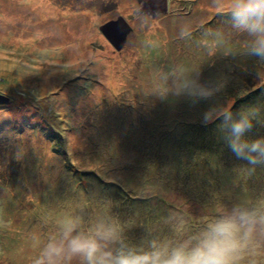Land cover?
<instances>
[{"label": "rangeland", "instance_id": "1", "mask_svg": "<svg viewBox=\"0 0 264 264\" xmlns=\"http://www.w3.org/2000/svg\"><path fill=\"white\" fill-rule=\"evenodd\" d=\"M140 6L0 0V94L9 99L0 103V264H31L68 216L82 217L85 231L116 220L133 242L174 244L234 204H264V165L252 171L236 157L217 129L222 117L203 122L210 104L234 119L240 108L264 109L238 85L254 63L240 55L244 37L212 0H169L154 18L136 14ZM120 15L133 31L117 50L100 26ZM185 78L222 88L196 104L158 98ZM258 130L264 111L246 135L264 137ZM242 264H264V241Z\"/></svg>", "mask_w": 264, "mask_h": 264}, {"label": "clouds", "instance_id": "2", "mask_svg": "<svg viewBox=\"0 0 264 264\" xmlns=\"http://www.w3.org/2000/svg\"><path fill=\"white\" fill-rule=\"evenodd\" d=\"M217 17L227 16L231 28L244 37L240 55L253 60L252 72L264 65V0H212ZM186 33L182 32L181 35ZM222 84L201 83L198 78H185L171 88L161 89L157 96L165 99L169 92L187 97L193 104L211 101ZM264 111L259 105L238 110L234 119L229 108L210 104L203 122L222 117L217 129L237 158L247 161L254 171L264 165V137L249 138L255 118ZM80 216H68L59 224V234L48 240L31 264H242L246 256L256 253L258 242L264 241V204H234L213 216L194 237L176 243L159 238L131 241L116 221L99 222L85 231Z\"/></svg>", "mask_w": 264, "mask_h": 264}, {"label": "water", "instance_id": "3", "mask_svg": "<svg viewBox=\"0 0 264 264\" xmlns=\"http://www.w3.org/2000/svg\"><path fill=\"white\" fill-rule=\"evenodd\" d=\"M139 2L141 6L136 10V14L149 13L150 17L154 18L161 13L169 12V0H139ZM100 30L117 50H121L133 27L124 16L120 15L102 24ZM8 100L7 96L0 94V103Z\"/></svg>", "mask_w": 264, "mask_h": 264}, {"label": "trees", "instance_id": "4", "mask_svg": "<svg viewBox=\"0 0 264 264\" xmlns=\"http://www.w3.org/2000/svg\"><path fill=\"white\" fill-rule=\"evenodd\" d=\"M239 79H240V83L238 84L239 87L246 86L249 90H251L249 92L253 94V101L254 102L264 103V80L257 79L253 74H251L248 77H244V78L239 76ZM249 106H251V105H249ZM258 131H261V130H258ZM261 132H264V131H261ZM210 151L215 152L214 150H210ZM201 153L202 152L197 153V154L193 153L192 155L189 156V158H191V156H194V155L195 156L201 155ZM195 164H196V162H195ZM115 197L123 200V202H121V203L126 204V205L128 204L131 209L141 208L143 210L145 208V209L152 210L151 204L149 202H146L145 200H142V198H137L136 196H133V197H131V200L127 201V200H124V198L119 194Z\"/></svg>", "mask_w": 264, "mask_h": 264}]
</instances>
